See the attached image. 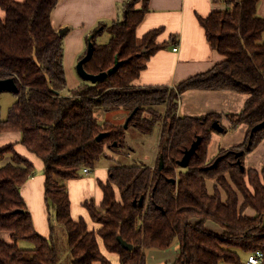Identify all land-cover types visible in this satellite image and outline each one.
<instances>
[{"label": "trees", "instance_id": "obj_1", "mask_svg": "<svg viewBox=\"0 0 264 264\" xmlns=\"http://www.w3.org/2000/svg\"><path fill=\"white\" fill-rule=\"evenodd\" d=\"M140 1L142 5L137 6ZM259 1L226 0L227 9L201 18L209 41L225 61L175 87H151L135 82L146 67L142 59L163 46L157 43L160 29L151 30L139 41L136 30L150 10L149 1L126 0L120 5L122 19L93 28L80 56L87 54L92 42L93 56L84 64L89 73L108 71L116 60L120 67L101 82L83 80L66 93L64 37L51 21L60 0H0L5 11L0 19V80L12 77L19 88L7 119L0 114V134L20 133L21 144L43 160L45 200L55 217L49 238L35 230L22 196L24 184L36 173L35 166L16 152L15 144L1 147L0 231L11 232V242L0 239V264H110L98 236L109 252L119 255L121 264H146L145 249H167L175 238L180 240V250L173 264H242L239 251L248 257L264 252V167L257 171L244 165V155L264 139V128L252 138L250 135L264 121V18L257 13ZM105 32L109 41L99 43ZM197 88L250 95L242 112L228 114L231 129L249 125L246 141L222 150L211 161L208 146L216 131L213 123L220 118L214 114L178 115L180 96ZM101 109L127 110V117L137 110L128 128L135 127L144 135L161 124L160 154L154 167L111 168L109 180L100 183L103 201L85 203L100 225L95 231L85 219H73L65 182L79 177L84 167L96 168L108 156L107 149L117 152L127 144L125 126L101 123ZM100 133L106 135L97 140ZM199 136L202 141L197 153L188 168L181 169L178 161ZM241 151L243 155L237 157ZM218 157L221 159L212 167ZM207 179L218 181L228 196L226 202L218 186L214 196L209 195ZM238 193L244 197L241 206ZM142 196V206L135 205ZM247 207L256 210L254 217L244 215ZM209 220L226 231H211L205 225ZM119 236L132 244V250L122 246ZM22 241L34 247L23 249L19 246Z\"/></svg>", "mask_w": 264, "mask_h": 264}, {"label": "crops", "instance_id": "obj_2", "mask_svg": "<svg viewBox=\"0 0 264 264\" xmlns=\"http://www.w3.org/2000/svg\"><path fill=\"white\" fill-rule=\"evenodd\" d=\"M124 1L126 0H60L52 13L51 21L59 33L63 27L68 28L63 35L65 47L64 67H66V70L68 68L73 70L74 67L77 69L76 65L80 60V56L86 49V36L93 28L101 22L111 25L115 21L122 19L123 14L120 10V5ZM148 1L150 10L145 15L143 22L138 26L136 36L139 41H142L145 34L153 29H160L157 43L163 46L153 52L147 60L142 59L146 67L136 79V86L175 87L190 77L210 71L214 66L226 60V57L209 41L201 22V18H207L214 11L227 9L228 3H226V0ZM257 13L264 18V0L259 1ZM4 16L5 11H2L0 7V19H4ZM174 48L178 50L175 51ZM81 83L83 82H77L74 88ZM249 97L250 95L247 93H240L231 89L206 90L200 88L186 90L180 96L178 104L179 116L198 117L214 114L220 118L219 122L223 129L226 130V132L224 130L223 132L213 131L212 139L208 146L209 161L214 160L222 150L241 146L246 141L249 125L242 123L236 129H231L232 122L229 120L228 114H239L242 112ZM127 115V110L122 109L111 110L110 112L103 109L98 110V117L101 123L113 121L116 124L124 125L128 118ZM126 129L128 130L129 128ZM20 139V133H2L0 134V148L8 146V144H15L16 152L34 164L36 173L24 184L22 196L33 216L35 230L42 236L49 238L51 234L50 224L51 220L54 219V212L45 200L44 183L46 176L44 162L40 157L30 152L25 145L21 144ZM126 148L129 153H132H127V157L132 156L134 150L129 145L128 140L123 149ZM106 152L108 156L101 159L96 168L90 169L91 171L88 173H85L82 169L79 177L70 178L65 182L69 192V199L71 200L73 219L75 221L85 219L89 229L95 231L99 230L100 225H97L92 220L85 203L94 200L98 205L103 201L104 194L100 183H106L109 180L110 170L114 167L110 165L111 161L120 160V152L113 153L110 149H107ZM155 153L154 163H150L151 165L148 166L154 167L157 163L160 154L159 145ZM141 164L147 165L143 161H139L137 165ZM244 165L247 169L262 170L264 167V139L253 151L244 155ZM206 181L209 195L214 196L215 189L218 186L222 199L226 202L228 196L219 186L218 181L216 179H207ZM238 194L239 206H241L244 202V197L242 194ZM119 195L118 193L117 196L119 197ZM244 215L254 217L256 210L247 207ZM193 221L196 222L197 219ZM205 225L216 234H223L226 231L211 220L207 221ZM98 243H100L101 251L110 261V264H121L119 255L115 252H109L100 236H98ZM19 246L23 249L34 247L28 241L20 242ZM239 253L242 264H248V253L242 251H239ZM95 264H102V262ZM221 264L228 263L223 262Z\"/></svg>", "mask_w": 264, "mask_h": 264}, {"label": "rangeland", "instance_id": "obj_3", "mask_svg": "<svg viewBox=\"0 0 264 264\" xmlns=\"http://www.w3.org/2000/svg\"><path fill=\"white\" fill-rule=\"evenodd\" d=\"M141 5H142V1L138 2L137 6H141ZM64 29L65 27H63V29L60 30V34L61 32H63ZM109 39L110 37L108 32L107 33L105 32L99 36L98 42L107 43ZM66 78L68 82V87L65 89L66 93H68L71 89H73L76 86L77 82L83 81V79L80 77L75 67L73 68V70H71L70 68L66 70ZM171 89L174 88H170V90ZM16 101L17 98L13 92L6 91L0 93V114L2 115V119H7V116L9 114L8 111ZM159 126L161 127V124H159ZM159 126L157 125L154 128V131L149 135H144L141 132H139L135 127H130L127 130L126 139L129 141V145L134 150L133 155L127 157L128 156L127 153H129V150L127 148L126 149L120 148L117 151L120 152L119 153L120 160L116 162L112 160L110 165L133 166V164L137 165L139 161L140 162L143 161L147 165H151L152 163H154L156 157L155 152L158 149L159 140H160ZM113 153H116V151H113ZM129 154L132 153L130 152ZM227 180H229V182H231V184L234 186V183L232 182V180H230L228 176H227ZM53 222H55V217ZM10 234L11 232L9 233L7 231H0V239L6 242H11ZM173 241H174L173 244L167 249H159V248L145 249L144 253L146 256V264H173V262H175V260L178 257V252L180 250V240H178V238H175Z\"/></svg>", "mask_w": 264, "mask_h": 264}, {"label": "water", "instance_id": "obj_4", "mask_svg": "<svg viewBox=\"0 0 264 264\" xmlns=\"http://www.w3.org/2000/svg\"><path fill=\"white\" fill-rule=\"evenodd\" d=\"M68 30V28H65L63 30V32H61V35L63 36L66 31ZM87 54L81 58L79 60V62L77 63L76 67H77V72L78 74L80 75V77L84 80V81H88V82H91L92 84L94 83H98V82H101L103 80H105L108 75L114 73L116 70H118V68L120 67V62L118 60H116L115 62V65L114 67L110 68L108 71H103V72H100L98 74H91L89 73L86 68L84 67V64L89 61L92 56H93V43L92 42H89L88 44V47H87ZM18 85L16 84L14 78L12 77H9V78H6L4 80H0V93H3V92H13V93H16L18 92ZM137 112V110H135L128 118L127 120L125 121V128H128L129 127V121L132 119V117L134 116V114ZM213 127L215 130L219 131V132H223V127L221 126L220 122L219 121H214L213 123ZM264 128V121L261 122V123H258L255 127L252 128L251 130V138L254 136V134L259 130V129H262ZM104 135H106V133H100L98 136H97V140H100ZM202 141V138L199 136V138L191 145L190 148H187L184 150V157L178 161V166L181 167L182 169H185V168H188L189 166V163H190V160L191 158L197 153V149L200 145ZM250 144H251V140H250ZM244 151H241V152H238L236 154L237 157H241L243 155ZM221 159V157H218L215 161H214V164L212 165V167L216 166L218 161ZM239 163H240V160H239ZM160 167L162 168V160H161V163H160ZM244 169V167H243ZM145 201V197L142 196L141 200L138 201H135L134 204H139L142 206V204L144 203ZM118 241L121 242L122 246L127 249V250H132L133 246L132 244H128L126 241H124L122 239L121 236L118 237Z\"/></svg>", "mask_w": 264, "mask_h": 264}, {"label": "built area", "instance_id": "obj_5", "mask_svg": "<svg viewBox=\"0 0 264 264\" xmlns=\"http://www.w3.org/2000/svg\"><path fill=\"white\" fill-rule=\"evenodd\" d=\"M174 49H175V51L178 50L177 48H174ZM83 170L85 173H88L91 171L90 168H88V167H84ZM247 262H248V264H263L264 263V252L261 250V251H256V252L252 253L248 257Z\"/></svg>", "mask_w": 264, "mask_h": 264}]
</instances>
